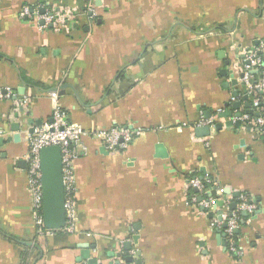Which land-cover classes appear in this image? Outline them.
Listing matches in <instances>:
<instances>
[{
	"label": "crops",
	"instance_id": "0c3cea01",
	"mask_svg": "<svg viewBox=\"0 0 264 264\" xmlns=\"http://www.w3.org/2000/svg\"><path fill=\"white\" fill-rule=\"evenodd\" d=\"M37 4L77 16L63 29L40 28L20 16ZM255 48L264 57V0H0V93H12L0 97V264H88L84 246L95 264H264V137L224 125L246 103L253 112L261 95L237 75ZM54 104L84 129L140 134L117 152L84 138L74 229L43 235L26 133ZM224 110L232 115L216 118L220 130L195 133L201 116ZM192 173L222 187L229 210L242 192L256 204L235 231L240 254L189 202Z\"/></svg>",
	"mask_w": 264,
	"mask_h": 264
},
{
	"label": "built area",
	"instance_id": "2783aa9c",
	"mask_svg": "<svg viewBox=\"0 0 264 264\" xmlns=\"http://www.w3.org/2000/svg\"><path fill=\"white\" fill-rule=\"evenodd\" d=\"M89 2V0H85ZM90 8H87L89 10ZM20 16L46 28L48 25L56 29L66 28L68 21L77 16L73 11L54 7L46 8L45 5H24ZM240 66V65H238ZM241 68V69H240ZM237 69L238 81L245 85L249 92L253 90L261 93L260 97L253 99L251 107L253 112H243L238 118L243 126L257 136L264 137V57L258 52V48L245 54L242 65ZM252 71H257V78L253 79ZM10 91L0 93V97H9ZM218 113L209 117L201 116L197 123L199 126L214 127ZM237 119V118H235ZM234 119V120H235ZM140 131L129 129L126 126L111 125L104 129H84L79 123L71 121L62 107L53 105L52 114L48 120L42 121L26 133L28 150L26 153L28 192L32 206V214L35 219L38 234L52 235L57 230L71 232L74 229L77 218V184L75 178L74 163L81 155L88 151L85 137L91 136L101 140L102 145L111 152L122 151L128 147ZM0 131V134H3ZM57 145L60 148L62 164V180L64 186V207L66 223L60 229H48L43 225L42 215V190L40 171V149L45 146ZM189 188L195 190L189 195V202L203 211L212 213L211 225L215 230H222L228 244V250L240 254L237 242L234 239L235 230L249 219L240 217L237 211L242 210L246 215L254 214L256 204L246 192L237 196V210L228 209V200L223 198V189L210 177L190 176L187 179ZM218 201H222L219 205Z\"/></svg>",
	"mask_w": 264,
	"mask_h": 264
},
{
	"label": "water",
	"instance_id": "95a60500",
	"mask_svg": "<svg viewBox=\"0 0 264 264\" xmlns=\"http://www.w3.org/2000/svg\"><path fill=\"white\" fill-rule=\"evenodd\" d=\"M254 72V71H252ZM231 83L237 85L238 81L236 78L232 77ZM238 92L233 91V96H237ZM247 96L244 95L243 99L247 100ZM240 103L238 101L232 102V107L238 109ZM246 108L243 112L248 111V107H250L249 103L245 104ZM242 111H238L234 113L235 120L230 119L224 122L226 127L232 126L235 123L238 126H241L242 121L238 119L242 113ZM232 113L230 110H224L218 113V118L231 116ZM40 124V123H39ZM223 126L221 122H215L214 129L220 130ZM248 128V127H247ZM33 128L29 129V132L32 131ZM195 133L198 136H208L210 134L209 126H199L195 128ZM0 143L2 140L0 139ZM156 154L160 157L166 156V151L160 143L156 145ZM40 171H41V190H42V215H43V225L48 229H60L65 226L66 217H65V207H64V186L62 180V164H61V153L60 148L57 145L45 146L40 149ZM226 193L230 192L229 189L226 188ZM234 196L238 195V192L233 193ZM218 204L221 205L222 201H218ZM235 202H232L229 206L230 209H233L235 206ZM258 212V211H257ZM243 215H246V212H242ZM209 217H212V213H208ZM237 231V230H235ZM135 239V237H134ZM220 240V237L218 236ZM223 244V241H221ZM81 252V258L86 259L88 264H95L97 261L95 258L89 256V250L87 246Z\"/></svg>",
	"mask_w": 264,
	"mask_h": 264
},
{
	"label": "trees",
	"instance_id": "16d2710c",
	"mask_svg": "<svg viewBox=\"0 0 264 264\" xmlns=\"http://www.w3.org/2000/svg\"><path fill=\"white\" fill-rule=\"evenodd\" d=\"M257 75H258V74H256V76H257ZM256 76H255L254 78H257ZM257 97H260V96L257 95ZM193 175H194V173L188 175V177L193 176ZM194 192H195V190H194L193 188H191V189H190V194H191V193H194ZM237 213H238V215H239L240 217H243V216H244L241 210L237 211ZM217 231H219V230H216V232H217ZM238 235H239V233L236 232V233L234 234V239H237ZM124 256H125V255H124Z\"/></svg>",
	"mask_w": 264,
	"mask_h": 264
}]
</instances>
